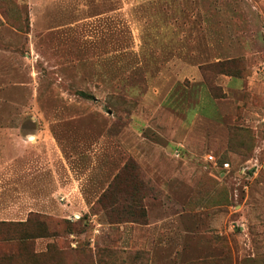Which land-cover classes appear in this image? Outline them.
<instances>
[{
	"label": "rangeland",
	"instance_id": "1",
	"mask_svg": "<svg viewBox=\"0 0 264 264\" xmlns=\"http://www.w3.org/2000/svg\"><path fill=\"white\" fill-rule=\"evenodd\" d=\"M9 220L37 264H264V0H0Z\"/></svg>",
	"mask_w": 264,
	"mask_h": 264
},
{
	"label": "trees",
	"instance_id": "2",
	"mask_svg": "<svg viewBox=\"0 0 264 264\" xmlns=\"http://www.w3.org/2000/svg\"><path fill=\"white\" fill-rule=\"evenodd\" d=\"M119 204V200H115L112 202V206L116 207ZM134 211L136 212H140L139 218L137 219L138 222H143V220H145V210L144 207L138 202V201H134L133 205H132ZM33 216H41L39 213H29L28 219H31V217ZM41 222L42 224H47L48 220L46 218H41ZM0 224L5 225L7 228L9 227H14V226H20L23 225V221H19V220H9V221H0ZM47 232H48V228L46 227ZM48 236H52L55 237L57 236L56 233H44V234H30L29 232L27 234H21L18 237L15 236H6V237H0V245H3L5 248L2 252H0V263H4V264H37L36 260H30V261H25V260H14V252L11 251L10 249H8L6 246L8 244H11L13 241H18L21 243H25L27 240L32 239V240H36L37 238H42V237H48ZM35 244V243H34ZM41 252L36 251L35 249H33L32 251V257L36 258ZM31 254V252L29 253Z\"/></svg>",
	"mask_w": 264,
	"mask_h": 264
},
{
	"label": "built area",
	"instance_id": "3",
	"mask_svg": "<svg viewBox=\"0 0 264 264\" xmlns=\"http://www.w3.org/2000/svg\"><path fill=\"white\" fill-rule=\"evenodd\" d=\"M208 156H209V159H211V160L214 159L213 155H208ZM223 167H224V168H229V167H230V163H229L228 161H225V162L223 163Z\"/></svg>",
	"mask_w": 264,
	"mask_h": 264
},
{
	"label": "crops",
	"instance_id": "4",
	"mask_svg": "<svg viewBox=\"0 0 264 264\" xmlns=\"http://www.w3.org/2000/svg\"><path fill=\"white\" fill-rule=\"evenodd\" d=\"M224 168V167H223ZM227 169V168H226ZM41 249L40 250H42V245H38ZM0 264H4V263H0ZM13 264V263H12Z\"/></svg>",
	"mask_w": 264,
	"mask_h": 264
}]
</instances>
